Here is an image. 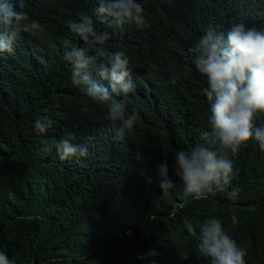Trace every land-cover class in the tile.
Instances as JSON below:
<instances>
[{"label":"trees","instance_id":"obj_1","mask_svg":"<svg viewBox=\"0 0 264 264\" xmlns=\"http://www.w3.org/2000/svg\"><path fill=\"white\" fill-rule=\"evenodd\" d=\"M10 2L45 32L22 34L11 52L0 53V250L16 264H148L138 257L149 249L157 264H207L197 252L198 228L215 216L246 249V264H264V151L250 141L232 157L236 176L228 188L186 202L172 159L209 127L207 81L189 49L209 28L264 29V0H137L149 27L97 21V31L110 33L107 52L125 51L131 61L136 92L128 111L136 107L139 115L123 139L107 108L73 87L63 59L66 48L85 47L65 22L80 11L95 19L100 0ZM43 115L53 123L40 133L34 124ZM256 126L264 127V114ZM68 133L87 144V158L67 162L39 152ZM165 152L175 184L166 196L157 171ZM232 188L239 189L235 202L227 199ZM185 221L196 232L188 234Z\"/></svg>","mask_w":264,"mask_h":264},{"label":"clouds","instance_id":"obj_2","mask_svg":"<svg viewBox=\"0 0 264 264\" xmlns=\"http://www.w3.org/2000/svg\"><path fill=\"white\" fill-rule=\"evenodd\" d=\"M97 21L116 28L144 29L149 24L137 0H100L95 19L80 11L76 19L65 22L69 33L85 44L83 48L65 49L63 59L70 66L71 83L90 100L107 108L108 119L120 125L117 139H123L133 129L139 115L136 107L128 111L129 106L135 104L136 92L131 61L125 51L107 52L104 44L110 33L97 31ZM44 32L39 19L17 10L10 0H0V53L11 52L22 34L36 38L42 37ZM189 52L196 70L207 81L204 95L210 116L209 127L201 133L200 142L188 150L177 151L172 157L176 176L183 185L185 202L206 200L209 194L228 188L236 176L232 157L250 141L264 151V127L256 126L257 117L264 114V29L236 23L224 34L209 28ZM93 73L99 80L93 78ZM114 95L122 99H114ZM52 123L43 115L35 120L34 127L44 133ZM74 139V134L68 133L59 141L43 143L39 152L42 155L55 152L61 161L67 162L87 158V144L74 143ZM163 157V162L157 166L158 187L166 196L175 184L168 175V154L165 152ZM238 196V188L227 192V199L232 202ZM232 220L236 221L235 215ZM184 228L190 235L196 232V226L190 221H185ZM196 248L207 264H246V249L215 216H208L199 224ZM178 255L185 261L189 259L182 249H178ZM157 256L155 249H149L138 259L157 264ZM0 264H16V261L0 250ZM49 264H60V261L52 259Z\"/></svg>","mask_w":264,"mask_h":264}]
</instances>
